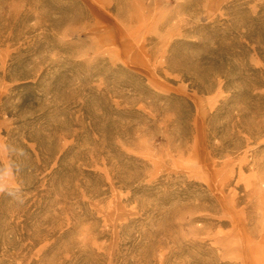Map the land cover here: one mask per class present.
<instances>
[{"label": "rangeland", "instance_id": "1", "mask_svg": "<svg viewBox=\"0 0 264 264\" xmlns=\"http://www.w3.org/2000/svg\"><path fill=\"white\" fill-rule=\"evenodd\" d=\"M0 143V264H264V0H0Z\"/></svg>", "mask_w": 264, "mask_h": 264}, {"label": "clouds", "instance_id": "2", "mask_svg": "<svg viewBox=\"0 0 264 264\" xmlns=\"http://www.w3.org/2000/svg\"><path fill=\"white\" fill-rule=\"evenodd\" d=\"M3 151L14 153L15 151H17V149L11 145L0 143V152H3ZM21 154H22V151H21ZM13 173H14V168L12 165L0 166V193L7 194L8 196L13 197L17 201H19L20 203H23L22 188H20L19 186H16V187L8 186V185H5V183L3 182L5 177L11 176L13 175Z\"/></svg>", "mask_w": 264, "mask_h": 264}]
</instances>
